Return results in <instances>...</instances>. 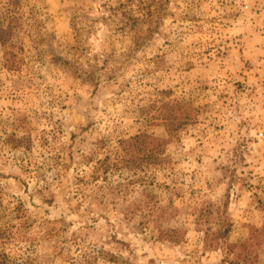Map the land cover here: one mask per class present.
<instances>
[{"label":"rangeland","instance_id":"374dc122","mask_svg":"<svg viewBox=\"0 0 264 264\" xmlns=\"http://www.w3.org/2000/svg\"><path fill=\"white\" fill-rule=\"evenodd\" d=\"M0 264H264V0H0Z\"/></svg>","mask_w":264,"mask_h":264},{"label":"trees","instance_id":"16d2710c","mask_svg":"<svg viewBox=\"0 0 264 264\" xmlns=\"http://www.w3.org/2000/svg\"><path fill=\"white\" fill-rule=\"evenodd\" d=\"M156 139H154L152 136H148V135H146V134H143V135H140V136H138V137H136V141H135V144H137V145H139V146H143V145H146V144H148V145H151L154 141H155ZM134 144V145H135ZM165 144V142L164 141H160L159 140V143L157 144V147L158 148H160L161 146L163 147V145ZM123 151H127V148L126 147H123ZM157 152L160 154V156H161V159H162V156H163V153H162V148L161 149H159V150H157ZM126 158L127 157H122V161H124V162H130V161H125L126 160ZM162 161H164V159H162ZM131 162H132V158H131ZM245 247V246H244Z\"/></svg>","mask_w":264,"mask_h":264}]
</instances>
